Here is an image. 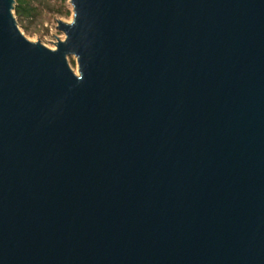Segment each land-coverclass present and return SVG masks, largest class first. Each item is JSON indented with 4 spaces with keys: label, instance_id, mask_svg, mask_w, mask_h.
I'll use <instances>...</instances> for the list:
<instances>
[{
    "label": "water",
    "instance_id": "obj_1",
    "mask_svg": "<svg viewBox=\"0 0 264 264\" xmlns=\"http://www.w3.org/2000/svg\"><path fill=\"white\" fill-rule=\"evenodd\" d=\"M70 3L0 0V264H264V0Z\"/></svg>",
    "mask_w": 264,
    "mask_h": 264
},
{
    "label": "rangeland",
    "instance_id": "obj_2",
    "mask_svg": "<svg viewBox=\"0 0 264 264\" xmlns=\"http://www.w3.org/2000/svg\"><path fill=\"white\" fill-rule=\"evenodd\" d=\"M16 0V7L18 6ZM24 10L21 15L16 14L21 31L32 42H41L51 49H55L58 39L63 40L65 34L58 30L59 20L70 23L73 18V7L70 0H22ZM58 38V39H57ZM70 63L77 72L74 58Z\"/></svg>",
    "mask_w": 264,
    "mask_h": 264
},
{
    "label": "trees",
    "instance_id": "obj_3",
    "mask_svg": "<svg viewBox=\"0 0 264 264\" xmlns=\"http://www.w3.org/2000/svg\"><path fill=\"white\" fill-rule=\"evenodd\" d=\"M23 3L24 2L22 0L18 1V6L16 7V14L17 15H21L22 11L25 9L23 6Z\"/></svg>",
    "mask_w": 264,
    "mask_h": 264
},
{
    "label": "bare ground",
    "instance_id": "obj_4",
    "mask_svg": "<svg viewBox=\"0 0 264 264\" xmlns=\"http://www.w3.org/2000/svg\"><path fill=\"white\" fill-rule=\"evenodd\" d=\"M73 17H74V11H73ZM72 20H73V18H72ZM72 22V21H71Z\"/></svg>",
    "mask_w": 264,
    "mask_h": 264
}]
</instances>
